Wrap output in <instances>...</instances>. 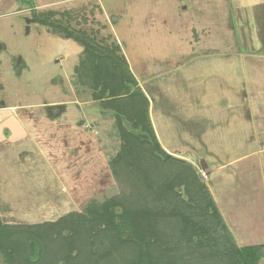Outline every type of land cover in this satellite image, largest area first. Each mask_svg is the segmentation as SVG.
Returning <instances> with one entry per match:
<instances>
[{"label": "rangeland", "instance_id": "1", "mask_svg": "<svg viewBox=\"0 0 264 264\" xmlns=\"http://www.w3.org/2000/svg\"><path fill=\"white\" fill-rule=\"evenodd\" d=\"M244 1L0 0V217L55 221L109 195L113 119L75 80L82 48L34 21L54 11L120 46L163 144L207 174L237 245H264V0Z\"/></svg>", "mask_w": 264, "mask_h": 264}, {"label": "trees", "instance_id": "2", "mask_svg": "<svg viewBox=\"0 0 264 264\" xmlns=\"http://www.w3.org/2000/svg\"><path fill=\"white\" fill-rule=\"evenodd\" d=\"M34 8L31 0H15ZM34 12V11H33ZM54 11L34 21L81 48L77 84L113 119L119 141L108 164L111 186L102 202L50 222L12 225L0 217L4 264H260L264 245L240 247L202 174L166 152L150 119V100L116 42L57 19ZM68 17L69 13L63 12Z\"/></svg>", "mask_w": 264, "mask_h": 264}, {"label": "crops", "instance_id": "3", "mask_svg": "<svg viewBox=\"0 0 264 264\" xmlns=\"http://www.w3.org/2000/svg\"><path fill=\"white\" fill-rule=\"evenodd\" d=\"M11 1V0H10ZM13 2V1H12ZM245 2V4L246 5H254L256 2H254V0H245L244 1ZM2 3H5V2H3V0H2ZM1 3V4H2ZM258 3V2H257ZM100 9H101V11L102 12H104L103 11V9H102V7L100 6ZM40 28V30H42L41 29V27H39ZM44 30V29H43ZM45 32H47V31H45ZM138 82V81H137ZM138 85L140 86V84H139V82H138ZM86 104H91V102H85ZM92 104L94 105V103L92 102ZM237 104H238V102H237ZM250 107L248 106V109H249ZM102 111V110H101ZM103 112V111H102ZM248 113V112H247ZM107 113H105V112H103L101 115L102 116H104V115H106ZM149 114H150V119H151V123H152V126H153V129H154V132H155V135H156V137H157V140L159 141V143H160V145L162 146V148L166 151V152H168V153H170V154H173V152L175 151V150H177V147H175V148H168L165 144H163V142L161 141V138H160V134L158 133V130H157V128H156V124H155V119H156V117H155V113L153 112V109H152V111H151V106H150V111H149ZM249 115V114H248ZM250 116V115H249ZM93 122V124H91V127L94 129L95 128V122H94V120L92 121ZM109 129L108 130H106V134L109 136ZM184 151H186V150H184ZM204 168V167H203ZM204 170V169H203ZM263 170H264V161H263ZM203 173L205 174V177H207L206 175V173L203 171Z\"/></svg>", "mask_w": 264, "mask_h": 264}, {"label": "built area", "instance_id": "4", "mask_svg": "<svg viewBox=\"0 0 264 264\" xmlns=\"http://www.w3.org/2000/svg\"><path fill=\"white\" fill-rule=\"evenodd\" d=\"M202 176H204L203 173H202Z\"/></svg>", "mask_w": 264, "mask_h": 264}]
</instances>
